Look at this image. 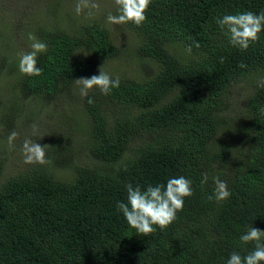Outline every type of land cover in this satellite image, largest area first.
I'll return each mask as SVG.
<instances>
[{
	"label": "trees",
	"instance_id": "trees-1",
	"mask_svg": "<svg viewBox=\"0 0 264 264\" xmlns=\"http://www.w3.org/2000/svg\"><path fill=\"white\" fill-rule=\"evenodd\" d=\"M241 11H264V0H152L141 26L124 24L146 64L134 75L107 70L124 51L100 21L34 26L48 44L43 71L29 77L14 67V100L56 102L99 70L121 83L81 97V139L42 140L46 163L5 174L0 152V264H224L230 252L252 250L239 235L248 225L264 230V32L239 51L214 22ZM236 87L244 92L233 113ZM179 175L193 195L177 218L135 233L115 208L125 184ZM213 177L230 198L210 199Z\"/></svg>",
	"mask_w": 264,
	"mask_h": 264
},
{
	"label": "rangeland",
	"instance_id": "rangeland-1",
	"mask_svg": "<svg viewBox=\"0 0 264 264\" xmlns=\"http://www.w3.org/2000/svg\"><path fill=\"white\" fill-rule=\"evenodd\" d=\"M78 4L82 9L79 14L76 13ZM109 13L117 14L115 0H0V152L5 174H13L30 164L25 163L22 150L26 139L31 138L40 144L44 139L46 141L58 136L56 141L62 139L68 146L67 139L74 142L75 138L82 137L88 120L78 83L71 93L49 104L30 99L19 100L18 96L14 100L12 83L17 70H13L18 65L19 54L31 50L26 33L35 34L34 26L40 21L67 29H72L73 24L78 27L88 20L100 21L124 51L121 60L113 61L107 70L121 75H134L139 68H146L143 60L130 51L132 40L125 25L107 22ZM243 92L242 88L233 90V113L240 109ZM6 113L14 117L4 116ZM12 132L17 135L10 146L9 136Z\"/></svg>",
	"mask_w": 264,
	"mask_h": 264
},
{
	"label": "clouds",
	"instance_id": "clouds-1",
	"mask_svg": "<svg viewBox=\"0 0 264 264\" xmlns=\"http://www.w3.org/2000/svg\"><path fill=\"white\" fill-rule=\"evenodd\" d=\"M152 0H115L117 14L109 13V24L132 23L137 27L146 20V10ZM95 7V5H94ZM78 4L76 13L81 12ZM217 27L227 37L228 44L239 51H246L252 44L260 39L264 32V11H241L225 13L214 20ZM30 51L19 54L18 71L29 77L40 76L43 69L38 65V57L47 53L48 44L36 37L32 32L26 33ZM79 85L81 97H87L90 89L96 88L103 95H109L114 89L120 87V78L113 77L108 72L100 71L98 75L76 80ZM258 87L264 88V77L258 81ZM91 103V98L88 99ZM17 133L9 136L12 145ZM25 163H46L44 146L35 143L31 138L26 139L23 145ZM208 176L204 175L201 183H207ZM215 185L212 196L216 202L225 201L231 196L227 183L219 177H213ZM125 198L117 200L115 208L122 215L128 226L135 233L146 236L158 227L167 228L176 218L177 213L183 209L186 197L193 195L192 181L183 175L169 176L164 182L156 184L127 183L124 186ZM240 245L254 244L251 251L242 255L239 251L228 254L224 264H264V230L246 226L239 235Z\"/></svg>",
	"mask_w": 264,
	"mask_h": 264
},
{
	"label": "bare ground",
	"instance_id": "bare-ground-1",
	"mask_svg": "<svg viewBox=\"0 0 264 264\" xmlns=\"http://www.w3.org/2000/svg\"><path fill=\"white\" fill-rule=\"evenodd\" d=\"M18 19V18H17Z\"/></svg>",
	"mask_w": 264,
	"mask_h": 264
}]
</instances>
